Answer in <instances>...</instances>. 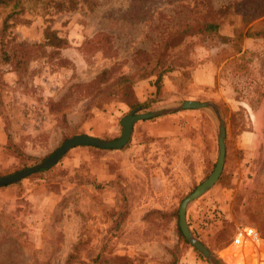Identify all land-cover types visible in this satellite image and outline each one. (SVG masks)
Instances as JSON below:
<instances>
[{"label": "rangeland", "instance_id": "374dc122", "mask_svg": "<svg viewBox=\"0 0 264 264\" xmlns=\"http://www.w3.org/2000/svg\"><path fill=\"white\" fill-rule=\"evenodd\" d=\"M212 1L216 7L230 2L219 34L236 29L243 35L248 28L264 35V0H253L263 12L243 27L240 15L249 0ZM20 2L22 9L17 12H11L16 9L12 2L0 5V122L7 159V165L0 164V175L38 162L64 138L82 130L97 132L100 138L118 137L120 132L111 134L101 128L112 124L110 131H118L119 119L126 114H122L127 109L125 97L114 94L123 91L114 82L121 76L133 79L136 97L138 89L146 94L152 89L146 97L151 103L141 111L183 99L208 100L219 108L230 133L246 128L247 105L224 98L227 89L235 96L231 78L225 75L227 68L222 71L224 60L210 68L213 86L192 83L193 67L209 61L221 40L175 35L193 0ZM46 31L62 40L60 46L50 44ZM19 46L26 47L28 55L16 68L15 60L5 62L2 53L18 52ZM244 47H264V37H242ZM141 58L151 64L161 59L190 63L183 73L174 68L164 74L161 89L152 95L153 76L134 80V72H139L135 61ZM103 70H107L104 79H97ZM197 113L202 129L186 146L181 138L168 144L147 136L106 151L78 146L48 170L28 175L30 183L43 179L58 193L47 212L25 200V187H16L10 194L0 188L4 221L17 226L29 243L27 251L48 254L49 264H208L182 242L174 214L181 199L210 173L216 158L214 115L208 108ZM206 122L211 133L205 129ZM260 134L257 148L246 155L235 153L246 167L240 166L234 175L236 164L223 165L217 181L185 211L190 230L220 263L264 264V139ZM233 176H238L234 182ZM244 227L254 229L259 240L254 233L249 237L252 242L245 237L241 255L233 249V239Z\"/></svg>", "mask_w": 264, "mask_h": 264}, {"label": "trees", "instance_id": "16d2710c", "mask_svg": "<svg viewBox=\"0 0 264 264\" xmlns=\"http://www.w3.org/2000/svg\"><path fill=\"white\" fill-rule=\"evenodd\" d=\"M9 2H12L13 8H16L11 10V12H17L22 9L20 0H0V5L6 6ZM244 3L245 5L249 6H246L244 11L240 15V22L242 27L246 23L260 16L263 12V9H259L257 3L253 2V0H249L247 3ZM229 4L230 2H227L224 5L216 7L212 0H193V6L189 8L190 11L188 12V17L183 19L182 23H179L178 29L175 31V35L182 37L204 35L208 39H213L215 37H217L218 39L221 38V40H219L220 42H218L220 46L216 48V52L214 54L210 55V58L208 59L209 61L198 64V66L203 65L212 68L215 67V64L217 62L224 60L225 65L222 71L224 74V70L225 68H227V73H225V75L227 74L231 78L230 85L232 87V91L235 93L234 99L243 102L248 106V108H250L252 111H255L264 100V47H261L259 49L244 47L243 49H241V41L242 37H244L245 39L255 40L256 38L264 37V35L261 31H249L248 28L245 30L243 35L240 30L236 29H233L230 33L225 35L219 34L220 26L223 22L222 20L226 17ZM45 36L48 38V41L51 45L60 46L62 40L59 37L55 36L52 32L46 31ZM138 53L142 54L144 52L139 51ZM237 53L239 54L234 56ZM27 55V48L21 46L18 49V52L13 51L10 54L3 52L2 58L5 62H12L13 60H15L13 64L17 66L16 68H18L25 62ZM135 63L139 72H134V80H140L149 76H153L154 79L151 84L154 87V94L152 95H156L162 87V76L166 73H169L174 68H181L179 73H183L184 66L188 65L190 63V60L186 63L180 62L175 64L173 63V60L166 62L161 59L151 64L149 62H145L143 58H141L138 61H135ZM196 67L197 66L193 67V69ZM106 73L107 70L101 71L97 75V79H104ZM114 82L123 86V91L114 94H117L121 98H127L123 99L125 100L124 104L127 109L122 114H125L129 110L136 107H139L141 110H145L149 107L151 101L146 100L147 98L141 101L133 93L131 89V83H133L134 81L133 79H131V77L121 76L116 78ZM109 95L110 92L102 94L100 98L104 99ZM112 96L113 95H111L109 99L112 98ZM259 121L262 124L260 132L263 134L264 139V113L259 118ZM79 133L83 132L80 131ZM114 138L117 137L114 136L113 139ZM82 146L97 151L109 150L90 145ZM45 170L48 169H41L38 172H44ZM261 174L264 175V159ZM25 179H28V176L13 183L0 186V188L6 186L23 188L22 181ZM258 184L260 183H257V185ZM174 214L177 219V209ZM4 217L5 216H3V211H0V264H49V255L45 252L36 250L27 251L26 246L29 243L24 241L18 234L17 226L14 227L11 222H5L3 219ZM176 229L182 242L187 243L179 230L177 221ZM221 264L224 263L221 262Z\"/></svg>", "mask_w": 264, "mask_h": 264}, {"label": "crops", "instance_id": "0c3cea01", "mask_svg": "<svg viewBox=\"0 0 264 264\" xmlns=\"http://www.w3.org/2000/svg\"><path fill=\"white\" fill-rule=\"evenodd\" d=\"M192 83L194 85H202V86H213L214 85V76L211 69L207 66L199 65L191 71ZM164 82V81H163ZM140 87L142 84L139 85ZM145 85H143V88ZM142 88V89H143ZM168 90L167 83L163 84V91ZM152 89H148L147 93L143 90L138 89L136 92L137 98L139 100H143L147 96H151ZM170 94V93H169ZM225 99L239 102L231 96V92L229 89L224 91ZM244 104V103H243ZM248 108V106L246 107ZM200 109H184L176 112H172L169 114L161 115L152 119H144L136 121L133 125L131 136L127 142L134 141L135 138L141 136H147L152 139H162L167 141L168 144L173 142H168L176 138H181L180 142L183 146H186V143H190L191 141H195V137H198L201 131L200 118L198 119V114ZM245 113L247 115V124L246 128H240L235 132H229L226 126L225 128V155H224V163L226 164H236L237 168L233 171V174H239V170H237L240 166L241 168L246 167L245 163H242L243 160L237 159L235 153L239 151V153L246 155L248 152L254 150L259 145L260 138V128L262 124L259 121V118L264 113V100L261 102L259 107L252 111L250 108L245 109ZM138 122V123H137ZM210 122H206L205 129L207 132H212V127L209 124ZM112 125V124H111ZM110 125V126H111ZM109 128L105 125L102 126L101 129H107L111 134H118L121 131V128L118 123V131H110ZM112 127V126H111ZM113 130V129H112ZM83 133L100 136L97 132H90L87 130H82ZM118 132V133H116ZM192 132H195V136L192 135ZM120 134V133H119ZM230 134H234V137L230 136ZM191 135V136H190ZM229 139L231 141H229ZM5 141V133L2 128V123L0 122V164L7 165V159L5 158V154L3 153L2 145ZM231 143V144H229ZM228 144L230 147H228ZM75 148V147H73ZM72 149V148H71ZM70 149V150H71ZM241 151V152H240ZM68 152V151H67ZM245 160V158H244ZM246 161V160H245ZM59 162V161H58ZM68 174H70V168L67 169ZM238 176H233V182L236 180ZM23 187H25L24 198L30 203L33 208H39L40 210H44L43 212L49 211L53 204L58 193L55 190L47 187V184L43 182V179L37 178L34 182L30 183L29 179H25L22 181ZM50 184L49 186H51ZM28 186V187H26ZM52 187V186H51ZM7 193H15V187H2Z\"/></svg>", "mask_w": 264, "mask_h": 264}, {"label": "water", "instance_id": "95a60500", "mask_svg": "<svg viewBox=\"0 0 264 264\" xmlns=\"http://www.w3.org/2000/svg\"><path fill=\"white\" fill-rule=\"evenodd\" d=\"M203 108L210 109L216 121V158L210 173L181 199L177 209V225L186 242L193 249H195L207 261L208 264H221L213 252L194 235L185 219L187 205L206 192L217 181L224 163L225 122L219 111V108L212 101L183 99L175 105L160 109L141 111L139 107L133 108L125 115L120 117L118 123L121 131L117 138L106 139L86 133L72 134L64 139L47 157L12 173L0 175V186L13 183L28 175L38 172L41 169L51 168L68 150L76 146L90 145L103 149H119L123 147L129 140L133 125L136 121L153 118L184 109Z\"/></svg>", "mask_w": 264, "mask_h": 264}, {"label": "built area", "instance_id": "2783aa9c", "mask_svg": "<svg viewBox=\"0 0 264 264\" xmlns=\"http://www.w3.org/2000/svg\"><path fill=\"white\" fill-rule=\"evenodd\" d=\"M253 233L257 236V240H256V242H257L259 240V238H258V235H257V233H256V231L254 229L246 228V227L238 229L235 232V235H234L233 249L236 252H240L242 250V248H243L242 242L245 241V237L250 240L249 237L252 236ZM250 242H252V241L250 240ZM243 253L240 252L241 255H243Z\"/></svg>", "mask_w": 264, "mask_h": 264}]
</instances>
